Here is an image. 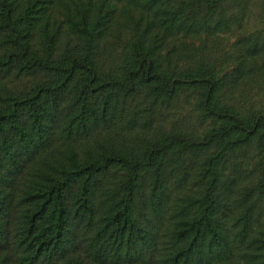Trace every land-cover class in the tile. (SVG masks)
<instances>
[{
  "label": "trees",
  "instance_id": "obj_1",
  "mask_svg": "<svg viewBox=\"0 0 264 264\" xmlns=\"http://www.w3.org/2000/svg\"><path fill=\"white\" fill-rule=\"evenodd\" d=\"M255 9L0 0V264H264Z\"/></svg>",
  "mask_w": 264,
  "mask_h": 264
},
{
  "label": "rangeland",
  "instance_id": "obj_2",
  "mask_svg": "<svg viewBox=\"0 0 264 264\" xmlns=\"http://www.w3.org/2000/svg\"><path fill=\"white\" fill-rule=\"evenodd\" d=\"M253 14L252 16L250 15L249 18H246V26H247V29H248V32H251V33H260L262 35V37H264V19L263 18H260L258 15H259V11L258 10H253ZM234 42V38H231L230 41L229 40H224L222 43H221V52L224 51H229L230 50V47H231V44ZM260 93V92H259ZM256 101H262L261 103H264V97H262L261 94L258 95V97L256 98ZM264 105V104H263ZM189 109L186 107L185 108V111L183 112V115L181 116L183 118V116H187L188 115V111ZM192 116L190 118H188L186 121H185V125L189 126V127H192L194 126L196 123V119L194 118L195 115L191 114Z\"/></svg>",
  "mask_w": 264,
  "mask_h": 264
}]
</instances>
